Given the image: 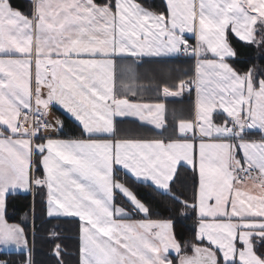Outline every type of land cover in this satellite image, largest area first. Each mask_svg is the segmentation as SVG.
<instances>
[{"label":"snow or ice","instance_id":"1","mask_svg":"<svg viewBox=\"0 0 264 264\" xmlns=\"http://www.w3.org/2000/svg\"><path fill=\"white\" fill-rule=\"evenodd\" d=\"M32 4L26 15L0 0V246L26 245L24 229L4 220L6 197L34 186L47 190L49 216L81 222L82 264H173L172 255L177 264H264V184L260 195L237 186L240 173L253 167L264 174V142L244 139L246 130H264V79L254 81L251 69L241 74L228 62L237 58L229 32L248 44L264 33V0H165L159 12L138 0ZM185 33L197 34L195 47ZM180 52L198 59L196 119L179 123L181 137L107 138L115 135L116 117L164 127L162 104L117 98L115 57ZM163 93L178 94L167 87ZM52 105L79 122L82 138L42 136L53 125L39 117ZM217 109L230 119L216 123ZM29 113L36 117L31 128L25 126ZM56 125L63 128L62 121ZM182 161L198 174V187L193 203L179 202L198 210L197 240L208 244L191 245L192 255L171 220L150 219L149 207L114 178L118 165L134 182L170 194ZM117 193L130 209L117 203ZM136 212L145 219L132 222Z\"/></svg>","mask_w":264,"mask_h":264},{"label":"trees","instance_id":"2","mask_svg":"<svg viewBox=\"0 0 264 264\" xmlns=\"http://www.w3.org/2000/svg\"><path fill=\"white\" fill-rule=\"evenodd\" d=\"M11 2L14 7H18L27 13L31 10L29 0H11ZM97 2H101V0H97ZM138 2L156 12L163 11L165 7V0H138ZM258 37L261 40L264 39V33L258 34ZM229 39L237 51V58L229 60L234 68L239 72H247L251 69L257 78H264V43L248 44L241 42L231 32ZM163 60L173 62L175 71L183 70L184 66L188 65V72L191 76L189 83H192L195 64L193 56L179 55ZM180 64L185 65L180 66ZM157 88L160 86L155 83H144L141 85L140 94L127 89L125 95L132 98L156 100L160 99ZM189 95L190 100H192V88ZM55 110L63 122V128L58 129L57 134L63 137H82V126L62 110L57 108ZM215 118L216 122H219V118L225 119L221 113H216ZM248 134L254 137L261 136V132L257 130H248L245 135ZM38 174L43 176V172ZM115 178L127 184L138 198L149 207L150 219H168L173 222V230L177 239L182 245L187 244L189 246L188 253L193 244H200V246L205 247L206 241L201 243L197 240L199 223L197 210L190 207L185 208L179 202L193 203V197L198 187V174L192 170L191 166L180 165L171 182L170 194L164 190H158L150 182H134L130 175L122 169L115 172ZM116 199L117 203H122L131 208L124 197L118 193ZM47 205V190L45 188L33 186L29 192H14L7 196L6 218L9 222L19 223L23 226L31 248L20 251H0V263L21 264L32 251L34 264H81V222L76 217H51L47 213ZM134 217L145 216L136 212ZM58 248L59 255H57ZM173 259L174 263L177 264L174 255Z\"/></svg>","mask_w":264,"mask_h":264},{"label":"crops","instance_id":"3","mask_svg":"<svg viewBox=\"0 0 264 264\" xmlns=\"http://www.w3.org/2000/svg\"><path fill=\"white\" fill-rule=\"evenodd\" d=\"M29 1L31 2V10L29 13L19 8V10L26 15H30L33 10L32 0H29ZM185 39L188 40L189 45H191L192 47L196 46L197 34L185 33ZM179 55L193 56L190 53L180 52V53H170V54L161 55V56L133 57V56H129L125 54L122 56L115 57L114 67L111 70V72H112V86H113L114 93L117 96V98L128 99L130 102H133V103L149 104L152 106H155L157 104H162L164 106L163 112H162L163 120H164V127L158 129L155 127L154 124L149 123L147 120L142 121L137 116L116 117L114 119L115 135L114 137H107V138H111L114 140L134 141V142L136 141H156V140H163L165 142H168L170 140L179 139L181 137V133H179L178 131L179 123L181 121H194L196 119L197 91H196V84L194 83V81L198 78V69H197L198 59L193 56L195 58L194 74H193V81L190 84L189 79L191 76L188 72V65L180 64V66L185 65L184 69L175 71L173 69V62H167L163 60V59L177 57ZM208 58L209 59L212 58L210 54ZM144 59H149V60H144ZM228 62L230 63V61ZM181 82H184L190 87L180 89L179 85L181 84ZM144 83L145 84L155 83L158 86H160V88L156 89L157 93L160 94V99L155 100V99L132 98V97H128L125 95V93L127 92V89L140 94L141 85ZM165 87H167L170 90V92H174L178 94L165 96L163 93V89ZM191 88L193 89L192 100H190V95H189V91L191 90ZM56 108L62 110L64 113H66L67 115H69L75 120V118L70 113H68L67 110L64 109L62 106L52 105L50 106L48 113L55 116L57 120L61 121L57 111L55 110ZM216 113H221L225 118H227L226 113H223L222 110L220 109H217ZM215 114H214L213 119L216 122ZM149 119H151V117ZM222 121L223 120L219 118V122H216V123L220 124L222 123ZM58 129L59 128L55 123L54 127L45 136H50L53 139H60V140L82 138V137L60 136L56 133ZM251 130L260 131L261 136L254 137L248 134L244 136L245 141L264 142V131L263 130L259 128H255ZM188 135L191 136V133H189ZM37 142H43V141L41 140ZM204 142L213 143L215 141L211 140L210 138H206ZM234 142L236 141H233V143ZM197 143H199V141H197ZM237 158L241 159L242 164L244 163L242 151H240L237 154ZM182 164L186 165V163L182 161L179 165H177V170ZM115 168L122 169L121 166H118V165L115 166ZM124 171L126 172V170ZM115 172H114V178H115ZM145 182H148V181H145ZM262 184H264V174L257 176V178L253 181H249V182L240 181V183L237 186L241 187L243 191H247L251 195H260L262 191L260 185ZM32 188L30 190L20 189V190H16L15 192H29L32 190ZM118 204L121 206H124L127 209H130L129 207H127L126 205L122 203H118ZM47 213H48V205H47ZM134 215L135 213L131 216L132 222L145 219V217H134ZM51 217H57V216L53 215ZM4 220L8 225H19L20 227L23 228L21 224L15 223V222H9L7 220L6 207H5V212H4ZM159 221H166V220H159ZM24 236L27 241L26 245L25 244L9 245L7 247L0 246V251L30 250L31 244L27 238L25 230H24ZM81 248H82V232H81ZM171 259L173 260V264H175L173 257H171ZM81 264H82V252H81Z\"/></svg>","mask_w":264,"mask_h":264},{"label":"built area","instance_id":"4","mask_svg":"<svg viewBox=\"0 0 264 264\" xmlns=\"http://www.w3.org/2000/svg\"><path fill=\"white\" fill-rule=\"evenodd\" d=\"M183 53H185V52H183ZM21 119H23V116L21 117ZM34 119H36V117H34L31 113H29L28 120H27V123L25 124V126L31 128L33 126ZM39 119L41 121H45V122L52 124L53 127L57 121V118L55 116H53L52 114H49V113H47L45 116H40ZM51 129L52 128H49L47 131L43 132L42 136L47 135ZM258 173H259V170L255 167H253L249 172L240 173V176L244 177V180H246V179H252ZM21 264H34V258H33L32 251H30L29 257L25 261H23Z\"/></svg>","mask_w":264,"mask_h":264},{"label":"rangeland","instance_id":"5","mask_svg":"<svg viewBox=\"0 0 264 264\" xmlns=\"http://www.w3.org/2000/svg\"><path fill=\"white\" fill-rule=\"evenodd\" d=\"M257 28L259 29V26H257ZM230 33V32H229ZM257 43H260V40H261V38H259L258 37V35H257ZM231 64V63H230ZM232 65V64H231ZM232 67L234 68V66L232 65ZM235 69V68H234ZM236 70V69H235ZM237 71V70H236ZM253 71V70H252ZM239 72V71H238ZM248 72V71H247ZM239 73H241V74H243V73H246V72H239ZM253 74H254V76H253V78H254V81H258V80H260V79H264L263 77H259V78H257L256 77V74L254 73V71H253ZM227 119H230V118H225L223 121H222V123L225 121V120H227ZM247 131L248 130H246V132L245 133H247ZM264 131V130H263ZM245 133H244V136H245ZM235 143V142H234ZM256 143H260V142H256ZM240 151H242V150H237V154L240 152ZM192 167V166H191ZM259 170V169H258ZM261 175V173L259 172L255 177H253L252 179H246V180H244V179H242L241 181H244V182H249V181H253V180H255L256 178H257V176H260ZM170 190H171V183H170ZM135 193V192H134ZM136 194V193H135ZM138 197V196H137ZM143 202V201H142ZM144 203V202H143ZM145 204V203H144ZM146 205V204H145ZM197 213H198V210H197ZM166 220H168V219H166ZM199 224V223H198ZM197 232H198V228H197ZM207 242V241H206ZM208 246V244H206L205 245V247H207ZM189 251H191V250H189ZM218 254V256L220 255L219 253H217ZM171 257H173V255L171 256ZM0 264H2V263H0Z\"/></svg>","mask_w":264,"mask_h":264},{"label":"flooded vegetation","instance_id":"6","mask_svg":"<svg viewBox=\"0 0 264 264\" xmlns=\"http://www.w3.org/2000/svg\"><path fill=\"white\" fill-rule=\"evenodd\" d=\"M188 254H189V255H192V251H190Z\"/></svg>","mask_w":264,"mask_h":264}]
</instances>
